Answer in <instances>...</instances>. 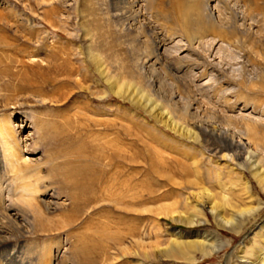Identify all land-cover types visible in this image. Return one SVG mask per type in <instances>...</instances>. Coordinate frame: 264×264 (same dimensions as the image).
I'll return each instance as SVG.
<instances>
[{"label":"rangeland","instance_id":"1","mask_svg":"<svg viewBox=\"0 0 264 264\" xmlns=\"http://www.w3.org/2000/svg\"><path fill=\"white\" fill-rule=\"evenodd\" d=\"M141 1L137 22L121 0H0V114H10L20 155L39 172H32L41 192L34 200L40 209L51 207L43 221L48 232L10 228L0 242L1 264H242L237 248L247 246L255 261V246H264L253 237L264 221V193L250 175H228L215 158L203 150L200 155L198 143L163 126L141 103L115 94L92 58L100 56L106 77L126 80L141 101L155 100L174 118L183 115L190 123L204 114L241 125L234 119L241 114L262 121V23L225 25L224 51L214 56L188 44L183 0ZM238 1L255 15L264 13V0ZM206 24L203 17L202 31ZM189 25L196 28L194 12ZM13 100L20 104L5 105ZM259 138L262 143V131ZM1 166L3 206L15 202L27 212L14 190L26 181ZM194 178L218 201L226 196L242 204L252 195L263 210L240 233L219 227L207 210L201 215L207 221L194 225L158 214L172 207L186 220L198 219L187 184ZM69 195L78 201L71 204ZM13 208L20 221L21 210ZM176 230L186 236L177 238ZM201 232L217 234L222 248L210 256L192 249L181 259L159 253L176 240H199Z\"/></svg>","mask_w":264,"mask_h":264},{"label":"bare ground","instance_id":"2","mask_svg":"<svg viewBox=\"0 0 264 264\" xmlns=\"http://www.w3.org/2000/svg\"><path fill=\"white\" fill-rule=\"evenodd\" d=\"M41 1L48 2V0H41ZM121 1L122 2L126 1L124 4H127L126 7L128 9V13L130 14L128 18L131 21H133L136 18L137 22H139L138 18L140 17L139 7H141L140 4L141 0H121ZM183 1L184 2L181 3L180 6L181 29L183 30L182 32L184 33V36L189 42L188 44L192 46L194 45L197 49H201V50L206 49V51H208L209 53L211 52L214 53V56H216V54H220L221 51H224L225 48L224 43L226 41L224 40L225 37L223 36V33H226L225 25H227L228 27L230 26L231 29H235L236 26L244 27L245 24L248 22V20H253L258 24L262 23V28H264V13L260 14V16L258 14L255 15V13L253 14L251 11H249L248 6L245 5L243 7V5L239 4L240 2L238 0H235V2H233L232 0H227L220 6L218 0H210V2L208 0L207 2H202V4H200V1L198 0L195 3H191V4H189L187 0H183ZM150 5H152V3ZM236 11H239V13L237 12L238 14L235 13L234 15V12ZM192 12L195 13V21H196V28L194 29L190 28L189 25L190 14ZM257 15H258L257 17L258 20H254L255 16ZM203 17L205 18V22H207L205 26L206 28L205 31H202V27L199 25V21L202 20ZM206 31H207L206 34L202 33ZM92 58H94V63H95L94 65L96 71L101 77H105L106 81L110 83L111 89L115 94L129 96L133 102H136L138 104L141 103V105L146 109V111L152 114L155 118H157L158 121L163 124V126L167 127L175 134H178L182 137H185L188 140H191V142L198 143V145L201 147V151L199 150L201 152V153L199 152L200 155L203 156V151L208 153L209 157H213L216 159L215 161L216 167L219 166L220 168L222 167L228 168V175L230 172L235 173L239 176H243L245 173L249 174L250 177L254 180V182H256V184L264 193V109L263 108H262V121H260V119L258 120L257 118L253 119L250 117H245L240 114V116H234V119H240V121L242 122L241 125H238L231 122L230 120L228 121L222 120V122H217L214 116L211 115L208 116L202 114L201 117L198 116L196 120L194 118L193 122L188 123L185 116L183 117L182 115L178 118H174L169 110H166L164 107L160 106L155 100L146 99L141 101L140 99L141 95L139 96L138 94H136L137 91L135 92L134 89L132 90V87H128L131 84L127 83L126 80L119 79L113 81L111 78L106 77L108 75L107 68L103 64L99 55H93ZM213 58L215 59V57ZM16 60H19V63L22 61L20 59H16ZM18 71L21 70L18 69ZM125 85L126 87L123 90V86ZM142 102H144V104ZM8 104H13L14 106H16L19 105L20 103L14 101V102L6 103L5 105L7 106ZM20 120L23 121L22 119ZM12 125L13 124L11 121L10 114L1 113L0 114V163L2 164L1 166L2 169L8 167L10 169V171L8 172L11 173L13 172V175L16 178L19 177L22 180L26 181L16 186V188L14 187L15 188L14 190L17 192L18 196L20 197L18 198V200H21L22 204L26 205L29 208L27 212L26 210L22 211L18 206L20 204L16 205L15 202H9L10 204H8L7 206H3L2 192H4L5 187L3 186L2 177L0 176V233H2L3 234L2 236H4L2 237L0 235V242H3L2 240L5 238V236L9 234L10 228H14V229L17 228L20 230L21 226L24 225L30 226L33 232H39V231L45 232L44 230H47L46 232H48L47 227L44 228L45 225L47 224H43V221H44V214H46V212L50 211L51 209V207L46 203H45L46 204L45 209H40L38 205L39 203H37L34 200V194L39 193L40 190L38 189L39 186L37 183V179L33 178L36 175H33L32 172L34 171L38 172V170L30 169V165L24 163L26 161L22 159V155H20L19 153L18 140ZM261 131H262V143H260L261 139L259 138V136L261 135ZM191 164L193 165V169H197L198 163L195 159L192 160ZM187 184H189L188 187L190 188L189 195H193L195 197L196 202L194 204V208L196 209L199 215L197 216L198 219H196L195 221L188 219L186 220L182 217L181 213L183 214V212L181 210L179 209L176 210L175 208L172 207H160L159 210L161 212L158 214L170 215L172 220L176 222L183 221L187 225H194V224L205 223L207 221L206 219H204L205 218L204 216H203L204 218H201L202 217L201 215H204L207 210L212 215L215 223L219 227L225 230L232 231L234 233H240L243 227H245L246 223L247 222L251 223L255 221L256 218L259 216L260 212L263 210V204L259 202H257L256 204L254 200L249 199L251 198L252 195H249L248 200H244L242 204H238L237 202H231L226 199V196L225 197L223 196L222 199L218 201L214 192L211 193L206 187L202 186L203 183L200 182V179L198 178L191 179L187 182ZM244 184H245V192L250 193L252 191L251 190L252 187L250 186L249 182L247 181ZM54 190L52 188L51 191ZM6 197L8 196L6 195ZM76 197L77 195L75 196L69 195L71 204L78 201ZM92 200L94 201V199ZM254 203L255 205H253ZM14 205L17 208H19V210H21V215L19 214L18 216L19 218L21 217L19 219L20 221H17L15 218H13L18 214L17 212L18 210L16 208H13ZM73 207L74 206H72V208ZM13 209H16L17 211ZM11 211H14L13 215L10 214ZM23 222L25 223L22 224ZM4 227L8 228L9 230L4 229ZM258 229L259 230L253 234V237L256 236L257 238L258 237L261 238L262 244H264V221L260 224ZM50 231H52V228ZM174 234L177 235V238L178 237L180 238L181 236L182 237L186 236V234H184L181 230H176ZM199 237H200L199 240H194V241L176 240L172 243L170 248L168 247V249H166L165 247L159 248L160 249L159 253L162 255L166 254L167 257H174L181 259L186 257L185 256L186 252L195 249L202 256H210L214 252L220 250L223 246V243L219 240L218 235L215 233L201 232L199 233ZM135 244H137L139 247L143 246V243L139 242V240H137ZM237 249L239 255L237 258L240 261V262L238 261L239 263L264 264L263 245L255 246L256 249L255 261H251L248 259V257L251 256V253H250V249H248L247 246L246 247L240 246ZM17 250L19 251V249ZM46 258H48L47 253L44 259ZM43 264H47V262L43 261Z\"/></svg>","mask_w":264,"mask_h":264}]
</instances>
